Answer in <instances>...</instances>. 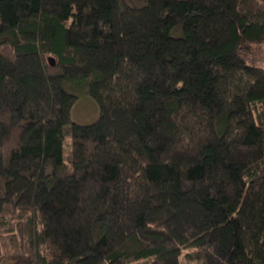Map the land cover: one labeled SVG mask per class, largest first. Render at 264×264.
<instances>
[{"label": "trees", "instance_id": "obj_1", "mask_svg": "<svg viewBox=\"0 0 264 264\" xmlns=\"http://www.w3.org/2000/svg\"><path fill=\"white\" fill-rule=\"evenodd\" d=\"M260 49L264 0H0V264H264Z\"/></svg>", "mask_w": 264, "mask_h": 264}, {"label": "rangeland", "instance_id": "obj_2", "mask_svg": "<svg viewBox=\"0 0 264 264\" xmlns=\"http://www.w3.org/2000/svg\"><path fill=\"white\" fill-rule=\"evenodd\" d=\"M258 62L264 64V49H260L255 53ZM99 117V107L93 98L86 91L80 94L79 99L74 105L71 112V122L88 124L97 120Z\"/></svg>", "mask_w": 264, "mask_h": 264}]
</instances>
